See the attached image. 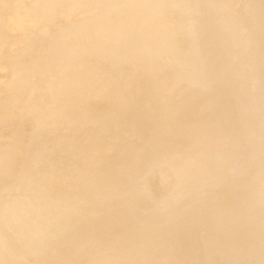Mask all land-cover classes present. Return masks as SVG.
Segmentation results:
<instances>
[{"label":"rangeland","instance_id":"1","mask_svg":"<svg viewBox=\"0 0 264 264\" xmlns=\"http://www.w3.org/2000/svg\"><path fill=\"white\" fill-rule=\"evenodd\" d=\"M10 1L0 0V4H2V6L0 5V120H3V123L0 125V136L9 126L19 127V129L12 132L4 143H0V177L6 175L5 171L11 174L4 185L0 186V217L9 220L5 222L6 224L4 223L2 225V228L0 227V264H64V253L73 245V242L83 236H86V243L83 245L84 248L83 252H81V258L83 259L86 255L92 256L96 261L95 264L112 263L119 256L129 257L125 261V264H205L207 262H209L207 264H212V261L216 264H264V231L262 233L263 236H260V238L258 237V231L261 228L264 229V225L259 226L264 221V193H261L264 185V104L260 105L261 102L259 104V101H264V26H262L264 25V8L257 10L254 3L256 0H220V2H218V0H182V5L178 4V6L177 4L175 5V3H180L181 0L179 2L177 0H175L176 2L172 0L174 4L173 7L171 6L166 10L160 11L158 9L162 0H124L125 5H123V7L120 6V8H124L125 11L128 13L131 12L136 17L134 18L135 20L124 24L123 29H129L132 30V32L136 31L135 33L138 34H136L135 39H131L132 41L128 39L124 41L119 38V42V39L116 40L114 37L115 40L108 39L107 43L106 40H103L106 38H102L105 34L101 36L97 35L102 33L98 32L99 28L98 30L94 29L96 26L94 24L97 23V20L94 18L100 11L101 13L105 11L109 12L106 8H108L107 6L112 0H104V2L99 0L102 6H98L93 13H90L88 6H79L81 3L86 5V3H88L87 0H54V2L52 0H49V2H45L44 0H30L31 2L29 0H24L23 2L25 3L29 1L31 6L30 9L27 8V15L21 17L15 16V12H13V8H15L16 3L18 4V1ZM38 1L41 3L40 5L37 4ZM140 1H142L143 4H141L142 2ZM44 2L49 4L45 5ZM65 2L70 3L66 4L68 6L65 7ZM185 2H188V4ZM25 3L23 4L25 5ZM43 6H47V8ZM53 7L54 9H52ZM57 7L60 8L56 11ZM62 7H70L72 12H74V17L72 16L74 19L71 20L72 23L70 20L66 21L62 19ZM147 7L151 9V12L149 10L148 13V10H146ZM86 8L87 11H85ZM140 8L143 10V13ZM177 8H181L179 10V12H181V18L182 14L185 15H183V20H187L185 22L186 27L188 21L190 23L195 21V25L198 24L197 26L194 25L195 28L197 27L196 30L198 31L195 33L192 31L193 34L191 33V35L195 34V40L199 41L201 39L199 41L200 43L202 41L204 42V40H208L209 42V44H207L208 42H202L203 45L206 44L203 46L199 42H195L194 38L191 36L195 44H191V47L187 44L185 48H187V50L189 49V52L201 48V51H195L197 53L199 52L198 56L200 58V55H202L201 57L204 56L202 51L207 50V48L209 49V47L205 48V46H213L214 50L210 48L211 51H213L212 53H215L214 56L212 55L213 58L210 56L212 54L210 49L209 52L211 54L208 52L207 55L204 56L206 59L211 57L212 60L209 58L210 60L208 61L209 63L212 61V63H205L207 61L206 59H203L205 61L202 62V59L200 58V60L198 58L201 62H199L200 64L196 63L198 67H194L196 64L193 61L198 62V59L194 60L196 59L194 58L196 53L194 57L193 55H189L192 59L194 58L192 60L194 65L190 63L191 58L190 62L184 58L185 60L183 61H185L187 70L176 71L172 67L174 60L173 58L171 59L172 55L167 59H162L161 56H163V53L172 51L169 48L170 41L168 40V34L175 29V26L174 24L171 25V21L168 20L171 19V9L174 11ZM6 9L8 10V14L6 13ZM80 9L82 10L79 12ZM215 9H219V13L214 11ZM88 11L89 13L86 15ZM4 12L6 14H4ZM44 13H46V17ZM77 13L81 16H78ZM81 13H83V16L86 15L87 21L85 18H83L84 20L82 19ZM36 14L38 16H35ZM105 14L107 15V13ZM6 15H9V17ZM144 16L149 20L144 22ZM152 17L156 23L153 21ZM51 19L53 20L50 21ZM164 20L166 26L164 25L162 27V25H157V21L162 22ZM14 21H18V23ZM74 21H78V23L76 24ZM50 23H52V25H50ZM81 23H83V25ZM90 23L91 25H89ZM218 23L224 24L223 29H226L227 33L220 31ZM58 24H60V26ZM259 24L262 25L259 26ZM125 25L128 27L125 28ZM189 25L191 26V24ZM37 26L41 28L39 29ZM75 26L78 27L74 28ZM242 26H245V28ZM189 28L191 27L187 29ZM72 29L76 30L73 31ZM81 30L85 31V33L86 30H88L86 33L88 37H84L86 36L84 32L79 33ZM157 30H159V32ZM94 31L97 32V34H94ZM67 36H70L69 38H71L72 41L71 39L68 41ZM203 36L204 38L208 36V38L203 39ZM77 37L79 39H77ZM92 38L93 40L95 39V44ZM87 39L91 41H87ZM78 40L81 41L78 42ZM101 40H103V42ZM224 40L228 41V45ZM112 41H116V43L114 44ZM80 42L83 43L80 44ZM118 42L121 43V47ZM137 42L141 44V46ZM98 43L100 45H98ZM101 43H103L102 47H100ZM107 44L112 46L115 50L120 48L116 50H120V54L117 52V55L114 50H110L113 48L109 47V49V45ZM143 44L144 46H142ZM220 44L222 47H219ZM127 45L129 47H127ZM145 45L147 47H145ZM91 46L94 47V49H92ZM124 46L127 47L125 50H128L129 54L125 50H122ZM200 46H203L205 50ZM141 47L143 48L141 49ZM96 48H98V50ZM130 48H134L133 52L136 50L137 54L136 52L133 53ZM83 49L86 50L84 54ZM108 49L109 53H107ZM101 50L104 51L102 52ZM217 50L218 53H216ZM121 51H125L129 56L125 52L122 54ZM138 51H144L149 57L143 56L144 52L138 54ZM153 52L154 54H152ZM64 53L66 54L65 56ZM72 53H76V56ZM90 53L92 55L91 57ZM184 53L185 52L182 54ZM95 54L99 55V57L101 55V58L103 57L102 59L104 60H100L101 58L99 59L98 56H96V58L99 60L96 59ZM110 54L112 56L116 55V58H113ZM176 54L177 56L179 55V53ZM45 55L50 56L46 57ZM120 55H125V57H119ZM117 56L119 61L122 60V62H124L127 60L128 62H124L125 65L122 66V62L115 61ZM156 56L158 57L156 58ZM129 57L131 60L134 59L136 63L134 60L133 62L130 61ZM135 57L136 59L139 57V61L136 60ZM215 57L217 59H215ZM72 58L75 59L72 60ZM111 58H113L112 60L115 61V63L118 62L119 64H117L119 66L114 65L115 63L111 61ZM141 58H143L142 61H140ZM79 59L81 61H79ZM93 59L96 61L94 62ZM145 59L147 61L150 59L149 63L145 61ZM187 59L189 58L187 57ZM224 59L226 62L222 63ZM61 61L64 62L62 63L64 66L59 68L56 64ZM86 61H88V64ZM108 61L111 62L109 63ZM81 62L82 64L80 66ZM97 62L100 66L101 64L103 65V67L101 66L102 69L98 66ZM65 63L68 64L65 65ZM85 63L87 65H85ZM145 63L148 66L152 63L148 70V66H144ZM164 63H166V65ZM204 63L207 64V66L211 65V68L215 65L216 67L220 65L217 67H220L217 70L219 71L218 74L216 73L217 71H215L217 74L215 78L212 79L210 76L213 74L212 76L214 77V71L211 73L210 70L212 69L209 67L208 69ZM201 64L205 65L208 69L206 70L207 73L205 72V67L202 68L203 65ZM68 65L71 67H68ZM199 65H201V68ZM76 66L77 69L75 68ZM82 66H84V68ZM104 66L106 72L103 70ZM107 66L114 68L117 72ZM139 67H141V69ZM145 67L146 69L144 71ZM196 67L197 69L203 70V73L201 74V70H198L200 73L197 72ZM106 68H109L110 71L108 72ZM128 68L130 69L128 70ZM31 69L33 73L32 78L36 80L27 79L26 75L24 81L17 84L16 81L20 79L18 73L31 72ZM50 70L54 77L51 75ZM42 71L44 73L42 74L43 76H41L42 78H38V73L41 74ZM84 71L87 74L83 73ZM112 71L113 73L114 71L117 73L116 76H120H117L116 81V77L112 74ZM127 71L130 75L133 71V76L131 75L129 77ZM120 72L121 75L118 74ZM98 73L102 74L101 77L103 76V78L106 79L101 78ZM204 73H206V76L209 74L210 78L207 76L208 80H205L206 77L204 76V84H201L203 83V78H199V74L203 76ZM109 74L111 76L113 75L114 79ZM79 75H82V81ZM88 75L91 76H89L90 78H92V76H96V79L100 78V82H96L94 77L91 81ZM122 76L125 77H123V80L121 79ZM110 78H112V80ZM137 78L139 80H137ZM85 79H87L88 83L85 82ZM107 79H110L109 81H112L115 85V89L109 90L107 88L109 92L106 88H101V86H103L102 83L105 85L109 82ZM125 79L127 80L125 81ZM66 80H68V82ZM93 80H95V84L92 85V82L94 83ZM120 81L125 82L120 84L122 83ZM166 81H168V83ZM198 81H200V85ZM130 82L133 83V86ZM138 82L140 84H138ZM178 82H180V84ZM96 83H100L101 85H97ZM145 84L146 87H144ZM167 84L168 86L165 87ZM94 85L97 90L94 89ZM134 85L137 87L136 91ZM91 87L93 89H91ZM123 87L125 95L121 91ZM141 87L142 90H138L141 89ZM73 88H78V93L73 94L74 98H65L62 92L68 89L74 93L76 90ZM151 88L155 89L153 90ZM118 89H121L120 92H118ZM170 89L172 91H170ZM128 90L132 91L128 93ZM106 91L108 93H106ZM148 91L149 93L146 94ZM240 91L245 93L244 96L241 95ZM103 93L109 97L104 96ZM223 93L225 94L222 95ZM158 94H160V96ZM137 96H140L138 98L140 100L137 99ZM174 96L176 97L174 98ZM126 99L130 100L126 101V103H129V110L122 111L119 115L118 113L114 114L116 110H111L123 104V101ZM152 100L153 102H151ZM91 101L92 104L89 105ZM143 101L145 103L142 105L141 103ZM45 102H47L46 104L50 102L48 106L51 108H47L46 110V107L43 105ZM246 102L249 107L244 104ZM254 104L255 106H253ZM95 106L101 111H111V113H109V115L102 113L105 114V116L101 114L99 115L101 117H98L97 115L92 117L93 120L90 122L88 121L87 124H82L81 119H86V117L82 116L80 110L82 109L81 112L91 111L96 108ZM104 106L105 108L108 107V110L105 109ZM168 106L170 108H168ZM31 107L35 108L32 110ZM150 107L151 109H149ZM156 107H160L161 109ZM134 108L135 110L133 111ZM136 108H138L137 111ZM164 108L165 110L163 111ZM171 110L172 112H170ZM143 111L146 114L149 113V117L151 114L154 115L153 118L152 116L149 118L148 115L146 116V114H144V118L146 116L145 119H150L148 121L152 119V123H146V125L149 123L146 129H144L145 127L143 124L142 126L137 123L127 124V122H131V119L135 118ZM152 111L157 113V115ZM161 112H163V114ZM48 113L53 115L56 114L53 118V123L58 124H56L58 129L60 127L62 128L49 134H44L43 137L33 135V131H39L40 127H36L35 124L30 123L36 122L39 119L41 120L44 118L45 114ZM178 113H181V115ZM68 114L69 116H75L76 114L78 118L76 120L73 118L74 121L72 122L70 116L68 118L69 121H67L66 115L68 116ZM183 114L188 116V118L186 117L185 120H180L183 119L181 118ZM129 117L131 119H129ZM236 117L238 119H236ZM64 119L70 122L65 125V128L63 125L66 121L65 123L61 121ZM235 120L238 124L235 123ZM186 121L188 122L186 123ZM195 121L197 123L199 121V123L196 124ZM59 122L63 123L62 126H60ZM205 123L206 125H204ZM151 124L153 125L152 127H150ZM195 126L196 129L194 128ZM173 127L175 128L173 129ZM189 127H193L189 129L192 135L187 132V128ZM198 127L200 128L197 129ZM129 128H131V131ZM143 129L146 130V134ZM193 129L194 133L192 132ZM150 130L153 131L151 132ZM181 132L183 134H181ZM89 133H96V135L89 139L91 136ZM152 135L154 138L157 135V137H159V140H156L155 144H153ZM148 137H150V139H147ZM67 139H73L74 145L77 144L78 147L82 144L85 145H82L83 148L80 147L79 149H77L78 147L75 145L76 147H73L76 149L72 148L69 152L65 151L63 146L59 147L56 151H50V144L65 141ZM165 139H168L171 145L167 144V142L164 141ZM243 139L245 141H243ZM194 140L197 142L195 143ZM260 140L262 146L260 145L259 147L257 146V142ZM192 141H194V143H192ZM97 142L105 147V152L96 150L97 146H95V143ZM158 142L161 145H159ZM60 143L61 142H59V144ZM239 147H241V149H239ZM204 148H208L206 152ZM168 149L169 151H167ZM172 149L173 151H171ZM114 151H117L118 156L116 158H110L109 155ZM145 151L146 153H144ZM129 157L132 158L128 159ZM20 158L24 159L19 163ZM125 158H127V160ZM131 159L133 161H131ZM239 159L243 160V165H237ZM123 162H128V166ZM129 163L130 166L132 164L131 168H126L124 170L125 167H130ZM176 168L178 172L175 171ZM239 168H243L246 171L243 177H238L237 175ZM206 190L212 191H208L209 194L211 193V197H208L210 196L208 193H206L208 196L205 194V192H207ZM213 191L215 193L219 191V196L217 195V197H215ZM253 194L257 195V200H255L254 196H251ZM204 195H206V197ZM73 198L75 204H81L83 201H91L88 208L74 214L76 217H70L68 213L66 214L67 205ZM46 199L48 203H45L47 201ZM203 203L205 205H202L203 207L200 210H204V208H206V210L202 211L201 214H197V211H195L196 205H201ZM258 208L262 209V218L257 217L256 210ZM64 214L66 216H64ZM75 221L76 223L79 221L85 222L83 225H77V228L70 232L71 227H76V225H74ZM56 226L60 227L55 229ZM229 229V232L233 231L231 232L232 234L227 231ZM226 231L232 237L230 235L228 236L227 233L224 234V237L222 233ZM234 231L235 234L239 233V235L236 234L239 236L237 240H235L236 235H233ZM56 233H63L65 235V241L51 252L48 260L44 258L31 259L24 256V252L27 248L40 242L42 244H38L37 246L43 247V243H47L51 239H54ZM201 235L207 236L208 238L207 242L204 246L202 245V247L200 243ZM227 236L230 237V239L232 238L231 241L229 240L228 242L226 239ZM221 237L224 239L223 242ZM110 239L114 240V247L112 250H108V253L95 247L97 242ZM219 239L221 241L218 243ZM232 240L236 242L234 243ZM220 242H222L220 247L216 246L218 249L221 248L224 243L227 245L226 242H228V244L231 242L230 244L233 245L234 243L235 245L232 248L230 244L225 246L226 248L230 246V248H228L229 250L226 252L223 251L225 248L223 246L219 249L220 252H223L219 254L217 253L219 252L218 249L214 252L213 249L215 248H213V246L215 247V245L220 244ZM198 247H201V249ZM210 248H213L212 252ZM210 253L217 254H211L210 256ZM219 256L220 258H217ZM216 259H219V263H217L218 260Z\"/></svg>","mask_w":264,"mask_h":264},{"label":"bare ground","instance_id":"2","mask_svg":"<svg viewBox=\"0 0 264 264\" xmlns=\"http://www.w3.org/2000/svg\"><path fill=\"white\" fill-rule=\"evenodd\" d=\"M7 2H8V0H6ZM10 1V0H9ZM15 1V0H14ZM18 1V4L16 3V5H15V8H13V12H15V16H24V15H27V8L28 9H30V6H31V3H29V1H27V3H25V2H23L24 0H17ZM26 1V0H25ZM32 1V0H31ZM30 1V2H31ZM41 1V0H40ZM45 2L46 1H48L49 2V0H44ZM53 2H54V0H52ZM55 1H57V0H55ZM67 1V0H66ZM73 1V0H72ZM82 1V0H81ZM84 1V0H83ZM88 1V3H86V5H83L80 1V3H81V5H79V6H88V10L90 11V13L92 12L93 13V11H95L96 10V8H98V6H102V5H100L101 4V2H104V0H102L101 2L99 1V0H87ZM107 1V0H106ZM109 1V0H108ZM129 1V0H128ZM143 1V0H142ZM142 1H140V2H142ZM174 2H176L175 0H173ZM172 0H162V2H160V6H159V9L158 10H160V11H163V10H166L168 7H173L174 6V4L172 3L173 2ZM178 2L180 1V0H177ZM222 1V0H221ZM10 2H12V0L10 1ZM34 2V1H33ZM44 2V3H45ZM71 2V1H70ZM70 2H65V7L66 6H68V5H66V4H68V3H70ZM78 2V1H77ZM145 2V1H144ZM183 1L181 0V2L180 3H175V5L177 4V6H178V4H181ZM218 2H220V0H218ZM23 3H25V5L23 4ZM63 3V2H62ZM72 3V2H71ZM106 3V2H105ZM127 3V2H126ZM134 3H136V2H134ZM150 3V2H149ZM155 3V2H154ZM186 3V2H185ZM254 3H255V8L258 10V9H262V8H264V0H256V1H254ZM6 4V3H5ZM10 4V3H9ZM33 4V3H32ZM35 4H36V1H35ZM35 4H34V6H35ZM37 4H41V3H39V1H38V3ZM42 4H43V2H42ZM49 3H45V5H48ZM51 4V3H50ZM79 4V3H78ZM88 4V5H87ZM141 4H143V2L141 3ZM186 4H188V2L186 3ZM1 6H2V4H0ZM58 5V4H57ZM70 5V4H69ZM123 5H125V2H124V0H112L111 1V3L107 6L108 8H106V6H105V8L106 9H108L109 10V12H107V11H105L104 12V10H103V12L104 13H101V11H100V13L94 18L95 20H97L96 22L97 23H95L94 25H96L95 27H94V29H96V30H98V28H99V33L101 32L102 34H97V32H95L94 31V34L96 33L98 36H101V35H103V34H105V35H103V37L102 38H106V39H103V40H106L107 41V43H108V39H114L115 40V38H116V40H118L119 38L120 39H123L124 41H126V39H128V40H131V39H135L136 38V34H138V33H135V32H132V30H127V29H123L124 28V24H126V23H128V22H130V21H132V20H135L134 18L136 17V16H134L131 12L130 13H128L127 11H125L124 10V8L123 9H121L120 8V6H122L123 7ZM137 5V4H136ZM182 5V4H181ZM180 5V6H181ZM33 6V7H34ZM59 6V5H58ZM61 6H63V5H61ZM72 6H74V5H72ZM79 6H76V7H79ZM104 6V5H103ZM130 6V5H129ZM132 6H133V4H132ZM150 6V5H149ZM177 6H175V7H177ZM11 7V6H10ZM10 7H9V9H10ZM36 7V6H35ZM44 8H47V6H43ZM135 7V6H134ZM133 7V8H134ZM144 7V6H143ZM155 7V6H154ZM184 7V6H183ZM3 8V7H2ZM60 7H57L56 8V11L59 9ZM69 9H70V7H68ZM68 8H63L62 7V9H61V17H62V19L63 20H66V21H68V20H73L74 18H72V16L74 15V12H72V10L70 9H68ZM74 8V7H73ZM79 8H81V7H79ZM189 8V7H188ZM4 9V8H3ZM49 9V8H48ZM52 9H54V7L52 8ZM77 9V8H76ZM141 9V8H140ZM174 9V8H173ZM181 9V8H180ZM179 8H177V9H175L174 11L171 9V11L170 12H172V15L170 16V20H168V21H171V25L172 24H174V26H175V29H173V31H171V32H169V34H168V40L170 41V43H169V48L172 50L171 52L170 51H167V52H165V53H163V56H161L162 57V59L163 58H169L170 57V55H172V57H171V59L173 58L174 60H173V68L176 70V71H180V70H187L186 69V64H185V61H183V60H187V61H189L190 62V58H191V62L190 63H192L193 64V62L196 64H198L199 62H201V61H199V59L201 58L202 59V62H204L205 60H203V59H206V58H204V56L205 55H207V53L209 52V49L211 48V49H213V46H205V48H207V47H209V49L207 48V50H205V48H203V46L204 45H206V44H204L203 45V43H205V42H208V40H204V42L202 43H200L199 41L201 40H199V41H197V40H195V38H194V36H195V34L194 35H191V33H192V31L195 33V32H197L198 30H196V28H195V26H197V25H195V21H193V22H187V27H186V24H185V22L187 21V20H183V17L185 16L184 14H182V18H181V12H179V10H180ZM7 10V9H6ZM39 10V9H38ZM75 10V9H74ZM82 9H80L79 10V12L81 11ZM85 10V9H84ZM83 10V11H84ZM101 10V9H100ZM129 10V9H128ZM136 10V9H135ZM142 10V9H141ZM146 10H148V13H149V10H150V12H151V9H149L148 7H147V9ZM145 10V11H146ZM1 11H2V9H1ZM9 11H11V10H9ZM34 11H36V10H34ZM41 11V10H40ZM55 11V10H54ZM53 11V12H54ZM82 11V12H83ZM85 11H87V8H86V10ZM89 11L86 13V15L89 13ZM177 11V12H176ZM184 11V10H183ZM187 11H189V10H187ZM214 11H216L217 13H219V9H215ZM13 12H12V14H13ZM39 12V11H38ZM44 12H45V9H44ZM52 12V13H53ZM134 12V11H133ZM158 12V11H157ZM215 12V13H216ZM3 13V12H2ZM6 13L8 14V10L6 11ZM5 12H4V14H6ZM10 13V12H9ZM105 13H107V15L105 14ZM142 13H143V10H142ZM184 13H185V11H184ZM188 13V12H187ZM33 14V13H32ZM39 14V13H38ZM40 14H41V12H40ZM45 14V17L47 16L46 15V13H44ZM75 14H76V11H75ZM78 14V13H77ZM82 14V19L83 18H85V20L87 21V19H86V15H84L83 16V13H81ZM84 14H85V12H84ZM97 14V13H96ZM152 14H154V13H152ZM80 14H78V16H79ZM90 15H93V14H90ZM136 15V14H135ZM148 15H150V14H148ZM184 15V16H183ZM6 16H8L9 17V15H6ZM13 16V15H12ZM29 16V15H28ZM35 16H38L37 14L35 15ZM52 16H54V15H52ZM81 16V15H80ZM7 17V18H8ZM32 17H34V16H32ZM74 17V16H73ZM88 17V16H87ZM145 18L143 19V21L144 22H146V20H149L148 18H146V16H144ZM150 17V16H149ZM27 18V17H26ZM78 18V17H77ZM151 18V17H150ZM153 18V17H152ZM181 18V19H180ZM23 19V18H22ZM55 19V18H54ZM79 19V18H78ZM17 20V19H16ZM42 20V19H41ZM53 19H51L50 21H52ZM81 20V19H80ZM84 20V19H83ZM89 20V19H88ZM195 20V19H194ZM8 22H10L9 20H7ZM11 21H12V19H11ZM49 21V20H48ZM153 21H155L154 20V18H153ZM167 21V22H168ZM13 22V21H12ZM15 22V21H14ZM17 23H18V21H16ZM15 22V23H16ZM20 22V21H19ZM57 22V21H56ZM75 22V21H74ZM91 22V21H90ZM151 22V21H150ZM238 22H240V21H238ZM242 22V21H241ZM27 23V22H26ZM41 23V22H40ZM44 23V22H43ZM48 23V22H47ZM71 23H72V21H71ZM76 24L78 23V21L77 22H75ZM84 23V22H83ZM83 23H81L82 25H83ZM155 23H156V21H155ZM169 23V22H168ZM2 24V23H1ZM12 24V23H11ZM37 24V23H36ZM55 24V23H54ZM75 24V25H76ZM79 24H80V22H79ZM86 24V23H85ZM87 24H88V22H87ZM131 24V23H130ZM138 24H139V22H138ZM170 24V23H169ZM189 24H191V26L189 25ZM240 24V23H239ZM264 24V23H263ZM6 25H7V23H6ZM21 25V24H20ZM23 25V24H22ZM28 25V24H27ZM50 25H52V23H50ZM56 25V24H55ZM59 26H60V24H58ZM68 25V24H67ZM89 25H91V23L89 24ZM146 25V24H145ZM157 25H162V27L165 25L166 26V24H165V20L164 21H162V22H159V21H157ZM195 25V26H194ZM241 25V24H240ZM260 25H262V24H259V26ZM4 26H5V24H4ZM15 26V25H14ZM74 26V25H73ZM81 26V25H80ZM84 26H86V25H84ZM93 26V25H92ZM132 26V25H131ZM139 26H140V24H139ZM218 26H219V29H220V31L221 32H225V33H227L226 32V29L224 30L223 29V27H224V24H220V23H218ZM262 26H264V25H262ZM19 27H22V26H19ZM35 27V26H34ZM39 26H37V28H38ZM58 27V26H57ZM62 27H63V25H62ZM76 27H78V26H75L74 28H76ZM90 27V26H89ZM128 27V26H127ZM126 27V25H125V28H127ZM157 27V26H156ZM161 27V26H160ZM188 27H191V28H189V29H187ZM243 28H245V26H242ZM0 28H1V25H0ZM5 28H6V26H5ZM12 28V27H11ZM11 28H10V30H11ZM14 28V27H13ZM41 27H39V29H40ZM73 28V27H72ZM85 28V27H84ZM92 28V27H91ZM131 28V27H130ZM141 28H142V26H141ZM195 28V29H194ZM7 29V28H6ZM52 29V28H51ZM54 29H55V27H54ZM62 29V28H61ZM68 29V28H67ZM82 29V28H81ZM89 29V28H88ZM143 29V28H142ZM145 29V28H144ZM157 29V28H156ZM165 29V28H164ZM9 30V31H10ZM14 30V29H13ZM38 30V29H37ZM47 30V29H46ZM73 30V29H72ZM76 30V29H75ZM75 30H73V31H75ZM78 30V29H77ZM84 30V29H83ZM152 30V29H151ZM190 30H191V32H190ZM1 31V30H0ZM3 31H4V29H3ZM12 31V30H11ZM43 31H44V28H43ZM42 31V32H43ZM53 31V30H52ZM55 31V30H54ZM56 31H57V29H56ZM71 31V30H70ZM87 31L88 30H86V33H87ZM147 31V30H146ZM158 32H159V30H157ZM14 32V31H13ZM46 32V31H45ZM68 32V31H67ZM84 32V34L86 35V33H85V31H80L79 33H83ZM106 32H107V34H108V36H107V34H106ZM141 32L143 33V31L141 30ZM4 33V32H3ZM47 33H48V31H47ZM59 33V32H58ZM60 33H62V32H60ZM70 33V32H69ZM72 33V32H71ZM77 33V32H76ZM141 33V34H142ZM146 33V32H145ZM40 34V33H39ZM52 34V33H51ZM53 34H55V33H53ZM89 34H91V33H89ZM93 34V35H94ZM193 34V33H192ZM198 34V33H197ZM196 34V35H197ZM0 35H1V33H0ZM63 35V34H62ZM73 35H74V32H73ZM77 35V34H76ZM78 35H80V34H78ZM71 36V35H70ZM70 36H67V38H68V41L71 39V38H69ZM83 36V35H82ZM96 36V35H95ZM138 36V35H137ZM194 38V41L196 42H199L201 45H203V46H200V47H202L205 51H202L203 52V57H201L202 55H200V58H199V56H198V53L197 52H195V51H201L200 49L201 48H199L198 50H195V51H192L191 49V51L189 52V49L187 50V48H185V46L188 44L190 47H191V44L193 45V43L195 44V42L192 40V37ZM198 36V35H197ZM34 37H36V36H34ZM72 37V36H71ZM76 37V36H75ZM74 37V38H75ZM78 37H80V36H78ZM77 37V39H79ZM84 37H88V35H86V36H84ZM115 37V38H114ZM140 37V36H139ZM145 37V36H144ZM153 37V36H152ZM159 37V36H158ZM161 37V36H160ZM196 37V36H195ZM211 37H212V35H211ZM73 38V40L75 41V39ZM82 38V37H81ZM95 38V37H94ZM203 39H207L208 38V36H207V38L205 37L204 38V36L202 37ZM48 39V38H47ZM56 39H57V36H56ZM84 39V38H83ZM120 39H119V42H120ZM145 39H146V37H145ZM151 39V38H150ZM153 39H154V37H153ZM202 39V40H203ZM92 40H93V38H92ZM98 40V39H97ZM99 40H100V38H99ZM103 40H101L102 42H103ZM138 40V39H137ZM142 40H144V39H142ZM147 40H148V38H147ZM158 40V39H157ZM40 41V40H39ZM67 41V40H66ZM71 41H72V39H71ZM79 41H81V40H78V42ZM83 41V40H82ZM87 41H91V40H88L87 39ZM94 41V44H95V39L93 40ZM132 41V40H131ZM130 41V42H131ZM149 41V40H148ZM76 43H77V41H75ZM86 42V41H85ZM85 42H84V44H85ZM113 42V41H112ZM118 42V44L120 45L121 43H119ZM224 42H227V45H228V41L227 40H224ZM45 43V42H44ZM71 43V42H70ZM81 43H83V42H80V44ZM89 43H91V42H89ZM96 43H97V41H96ZM114 44L116 43V41L115 42H113ZM129 43V42H128ZM138 43V42H137ZM156 43V42H155ZM13 44V43H12ZM46 44V43H45ZM73 44H74V42H73ZM72 44V45H73ZM87 44V43H86ZM105 44V43H104ZM134 44V43H133ZM139 44V43H138ZM150 44V43H149ZM162 44V43H161ZM207 44H209V42L207 43ZM47 45V44H46ZM45 45V46H46ZM69 45V44H68ZM98 45H100L99 43H98ZM97 45V46H98ZM102 45H103V43H101V46L100 47H102ZM107 45H109V44H107ZM110 45H111V43H110ZM108 46V48L109 47H112V46ZM118 45V46H119ZM126 45V44H125ZM132 45V44H131ZM130 45V46H131ZM140 46H141V44H139ZM45 46H43V47H45ZM76 46V45H75ZM88 46V45H87ZM87 46H86V48H87ZM92 46H93V44H92ZM91 46V47H92ZM106 46V45H105ZM105 46H104V49H105ZM117 46V45H116ZM133 46V45H132ZM142 46H144V44L142 45ZM196 46V45H195ZM230 46V45H229ZM50 47V46H49ZM68 47V46H67ZM66 47V48H67ZM79 47V46H78ZM120 47H121V45H120ZM123 47V46H122ZM127 47H129L128 45H127ZM127 47H125L124 46V48H122V50H125ZM145 47H147L146 45H145ZM152 47H153V44H152ZM188 47V46H187ZM218 47V46H217ZM216 47V48H217ZM219 47H222L221 46V44L219 45ZM11 48V47H10ZM38 48H40V47H38ZM64 48V47H63ZM74 48H76V47H74ZM81 48V47H80ZM113 48V47H112ZM116 48V47H115ZM138 48V47H137ZM136 48V49H137ZM143 47H141V49H142ZM155 48V47H154ZM196 48V47H195ZM214 48H215V45H214ZM50 49V48H49ZM52 49V48H51ZM85 49V48H84ZM83 49V54H84V51H86V50H84ZM88 49V48H87ZM92 49H94V47H92ZM91 49V50H92ZM97 50H98V48H96ZM99 49H101V48H99ZM107 49V48H106ZM110 49V48H109ZM109 49L107 50V53H109L108 51H109ZM117 49H120V48H117ZM116 49V50H117ZM130 49H132V48H130ZM129 49V50H130ZM146 49V48H145ZM144 49V50H145ZM152 49V48H151ZM183 49V50H182ZM184 49H186V50H184ZM197 49V48H196ZM211 49H210V51H211ZM223 49V48H222ZM73 50V49H72ZM72 50H71V52H72ZM110 50H114V52H119V54H120V50H118V51H116L114 48L113 49H110ZM133 50H134V48L132 49V52H133ZM138 50V49H137ZM158 50V49H157ZM214 50V49H213ZM8 51H9V48H8ZM96 51V50H95ZM102 51V50H101ZM104 51V50H103ZM102 51V52H103ZM126 52H128V50H125ZM124 51V52H125ZM162 51V50H161ZM69 52V51H68ZM75 52V51H74ZM79 52V51H78ZM99 52V51H98ZM97 52V53H98ZM110 52H112V51H110ZM113 52V53H114ZM124 52H122L121 51V53L123 54ZM125 52V53H126ZM131 52V51H130ZM135 52H136V50H135ZM135 52H133V53H135ZM139 52V51H138ZM142 52H144V51H142ZM142 52H139L138 54H141ZM145 52H146V50H145ZM145 52L143 53L144 55L143 56H148V54H145ZM149 52H150V50H149ZM152 52V51H151ZM183 52H185L184 54H182ZM194 52V53H193ZM202 52H201V54H202ZM205 52V53H204ZM213 51H211V53H212ZM48 53V52H47ZM46 53V54H47ZM52 53V52H51ZM80 53V52H79ZM87 53V52H86ZM115 53V54H116ZM167 53H169V54H167ZM176 53H179V55L177 56V54ZM193 53V54H192ZM197 53V54H196ZM210 53V52H209ZM210 53V54H211ZM216 53H218V50H217V52ZM41 54V53H40ZM45 54V53H44ZM72 54H74V53H72ZM82 54V53H81ZM88 54V53H87ZM101 54V53H100ZM105 54V53H104ZM127 54V53H126ZM128 54H129V52H128ZM127 54V55H128ZM132 54V53H131ZM136 54H137V52H136ZM152 54H154V52L152 53ZM165 54V55H164ZM195 54H196V56H195ZM215 54V53H214ZM214 54L212 53L210 56L212 57V55L214 56ZM66 54L64 53V56H65ZM75 56H76V53L74 54ZM117 55H118V53H117ZM132 55H135V54H132ZM160 55V54H159ZM188 55V56H187ZM189 55L191 56V55H193V57L194 58H196V59H194V60H197L198 58V62H195V61H193L192 62V57H189ZM46 57H48V56H50V55H45ZM73 56V55H72ZM85 56V55H84ZM92 55H91V53H90V57H91ZM96 56H98V58L100 59L101 58V55H100V57H99V55H96L95 54V58H96ZM105 56H106V54H105ZM108 56V55H107ZM110 56H112L111 54H110ZM116 55H113L112 57L114 58ZM129 56V55H128ZM131 56V55H130ZM138 56V55H137ZM136 56V57H137ZM45 57V58H46ZM71 57V56H70ZM74 57V56H73ZM82 57V56H81ZM89 57V58H90ZM119 57H125V55L124 56H122V55H120ZM136 57H135V59H136ZM141 57V56H140ZM149 57V56H148ZM151 57V56H150ZM155 57V56H154ZM158 56H156V58H157ZM187 57L189 58V59H187ZM208 57V56H207ZM211 57H208V59H206L207 61L205 62V63H208V64H210V63H212V61H210V63H209V61L208 60H212V58ZM43 58V57H42ZM63 58V57H62ZM66 58V57H65ZM64 58V59H65ZM86 58V57H85ZM98 58H96V59H98ZM103 58V57H102ZM100 59V60H104V59ZM105 58V57H104ZM110 58V57H109ZM109 58H108V60H109ZM113 58H111V61H113L112 59ZM116 58V57H115ZM121 58V59H122ZM133 58V57H132ZM185 58V59H184ZM210 58V59H209ZM73 59H75V58H72V60ZM88 59V58H87ZM98 59V60H99ZM105 59H107V58H105ZM142 59L143 58H141V60L140 61H142ZM155 59V58H154ZM200 59V60H201ZM215 59H217L216 57H215ZM67 60V59H66ZM70 60V59H69ZM94 60V59H93ZM129 60L130 61H132L133 62V60H131V58L129 57ZM136 60H138L139 61V57L136 59ZM180 60H182V61H180ZM71 61V60H70ZM79 61H81L80 59H79ZM96 60H94V62H95ZM106 61V60H105ZM110 61V62H111ZM115 61H119V59H118V56H117V59H115ZM115 61H113L114 63H115ZM127 61V60H126ZM126 61H124L125 63H126ZM135 61V60H134ZM137 61V62H138ZM145 61H147L146 59H145ZM149 61H150V59L147 61L148 63H149ZM156 61V60H155ZM154 61V62H155ZM186 61V62H187ZM215 61V60H214ZM72 62V61H71ZM84 62V61H83ZM87 62V64H88V61H86ZM99 62V61H98ZM97 62V63H98ZM102 62V61H101ZM107 62V61H106ZM109 62V61H108ZM109 62V63H110ZM112 62V63H113ZM119 62H122V60L121 61H119ZM124 62H122V66L123 65H125L124 64ZM128 62V61H127ZM153 62V61H152ZM158 62V61H157ZM164 62V61H163ZM217 62V61H216ZM226 62V60L224 59V60H222V63H225ZM62 63H64V62H57V66H59V68L60 67H62V66H64V64H62ZM91 63V62H90ZM104 63V62H103ZM113 63V64H114ZM118 63V62H117ZM117 63H115L114 65H118ZM135 63H136V61H135ZM141 63V62H140ZM139 63V64H140ZM142 63H144V62H142ZM204 63V64H205ZM213 63H215V62H213ZM68 63H65V65H67ZM76 64V63H75ZM81 64H82V62L80 63V66H81ZM86 63H85V65H87ZM93 64V63H92ZM106 64V63H105ZM131 64V63H130ZM150 64H152V63H150ZM150 64H149V66L145 63V65L144 66H148V68H147V70L149 69V67H151L150 66ZM157 64V63H156ZM165 65H166V63H164ZM169 64V63H168ZM192 64H190V65H192ZM197 64L196 65H194V67L195 66H197ZM200 64V63H199ZM217 64H219V63H217ZM50 65V64H49ZM55 65V64H54ZM70 65V64H69ZM68 65V67H71V66H69ZM73 65V64H72ZM77 65V64H76ZM89 65H91V64H89ZM129 65V64H128ZM138 65V64H137ZM164 65V66H165ZM192 65V66H193ZM201 65H203V64H201ZM201 65H199V67L201 68ZM206 66H207V64H205ZM205 65H203L202 66V68H204L205 67ZM215 65V64H214ZM213 65V66H214ZM220 65H221V62H220ZM220 65H218V66H220ZM80 66H79V68H80ZM95 66V65H94ZM93 66V67H94ZM98 66H100V64L98 63ZM101 66L103 67V65L101 64ZM100 66V67H101ZM111 66V65H110ZM110 66H107V67H110ZM119 66V65H118ZM122 66H121V70H122ZM139 66V65H138ZM146 66V67H147ZM217 66V67H218ZM222 66V65H221ZM44 67V66H43ZM67 67V66H66ZM73 67H74V65H73ZM72 67V68H73ZM83 68H84V66H82ZM87 67V66H86ZM89 67V66H88ZM102 67H101V69H102ZM112 67H113V65H112ZM112 67H110V69L112 68ZM133 67V66H132ZM137 67V66H136ZM135 67V68H136ZM142 67H143V65H142ZM146 67L144 68V71H145V69H146ZM159 67V66H158ZM157 67V68H158ZM194 67H193V69H194ZM198 67V66H197ZM197 67H196V70H197V72H199L200 73V71H198V70H201V69H197ZM211 68L212 66L211 65H208L207 66V68ZM216 67V65L213 67V68H211L212 70H210L211 71V73H212V71H214L213 73H214V77L212 76L213 74H211L210 76L212 77V79L213 78H215L216 76H217V74H218V72L219 71H217L219 68H217ZM32 68H34V67H32ZM53 68V67H52ZM71 68V69H72ZM76 69H77V66L75 67ZM75 68H73V69H75ZM116 68V67H115ZM118 68H120V67H118ZM140 69H141V67H139ZM206 67L204 68L205 69V72H206V70H208ZM217 68V69H216ZM45 69V68H44ZM47 69H48V67H47ZM51 69V68H50ZM95 69V68H94ZM94 69H93V71H94ZM97 69H98V67H97ZM100 69V68H99ZM107 69V68H106ZM114 68H112V70H113ZM130 68H128V70H129ZM154 69V68H153ZM34 70V69H33ZM49 70V69H48ZM47 70V71H48ZM57 70H58V68H57ZM61 70V69H60ZM88 70V69H87ZM103 70H105V66H104V68H103ZM102 70V71H103ZM108 70V72L110 71L109 70V68L107 69ZM115 70V69H114ZM121 70H118V71H121ZM133 70V69H132ZM147 70H146V72H147ZM81 71V70H80ZM96 71H99V70H96ZM95 71V72H96ZM116 71V70H115ZM115 71H114V73H113V71H112V74L113 75H115V81H116V79H117V76H116V74L117 73H115ZM125 71V70H124ZM131 71V70H130ZM154 71V70H153ZM157 71V70H156ZM160 71V70H159ZM194 71V70H193ZM203 70H201V74L203 73L202 72ZM215 71H217L216 73H215ZM20 72V71H19ZM45 72V71H44ZM50 72H51V70H50ZM55 72H56V70H55ZM78 72H79V70H78ZM94 72V73H95ZM104 72H106V70L104 71ZM103 72V73H104ZM117 72V71H116ZM122 72V71H121ZM121 72L120 73H118V74H120L121 75ZM128 72V71H127ZM145 72V73H146ZM162 72V71H161ZM195 72V71H194ZM197 72H195V73H197ZM74 73H75V71H74ZM77 73V72H76ZM83 73H86L85 71L83 72ZM90 73V72H89ZM93 73V74H94ZM122 73H124L125 75L127 74V73H125V72H122ZM129 73V72H128ZM132 73H134L133 71L131 72V75H132ZM149 73V72H148ZM158 73V72H157ZM207 73V72H206ZM206 73H204V75L202 76L201 74H199L200 76H199V78H203L204 76L206 77V79L205 80H208L207 79V76H209V74H207V76H206ZM32 69H31V72L30 71H28V72H20V73H18V76H19V80H17L16 82H17V84L18 83H20L21 81H24V79H25V76L27 75V79H29L30 78V80H36V79H34V78H32L33 76H32ZM42 74H44L43 73V71H42V73L40 74V73H38V78L40 77V78H42L41 76H43ZM49 74V73H48ZM80 74V73H79ZM87 74V73H86ZM100 73H98V75H99ZM107 74V73H106ZM163 74V73H162ZM176 74H177V72H176ZM51 75H53L52 74V72H51ZM85 75V74H84ZM95 75V74H94ZM101 75L102 74H100L99 76L101 77ZM110 75V74H109ZM113 75L111 76V77H113ZM128 75V74H127ZM130 75V73H129V77L131 76ZM135 75H136V73H135ZM152 75V74H151ZM168 75V74H167ZM191 75V74H190ZM198 75V74H197ZM216 75V76H215ZM78 76V75H77ZM90 75H88V77H89ZM99 76H98V78H99ZM109 76V77H110ZM133 76V75H132ZM144 76H145V74H144ZM179 76V75H178ZM210 76H209V78H210ZM251 76V75H250ZM53 77H54V75H53ZM79 77H80V79L82 78V75L80 76L79 75ZM84 77V76H83ZM86 77V76H85ZM88 77H87V79H88ZM91 77V76H90ZM89 77V78H90ZM94 76H92V78H93ZM104 77H106V76H104ZM118 77H120V76H118ZM123 77L124 76H122V80H123ZM152 77V76H151ZM204 77V78H205ZM69 78V77H68ZM92 78H90L91 79V81H92ZM97 77L95 76L94 77V79H96ZM101 78H103V76L101 77ZM108 78V77H107ZM125 78V77H124ZM126 78H127V76H126ZM135 78H136V76H135ZM162 78V77H161ZM168 78V77H167ZM204 78H203V83H201V84H204ZM71 79H72V77H71ZM75 79V78H74ZM84 79V78H83ZM87 79H85L84 81L86 82V83H88L87 82ZM100 79V78H99ZM99 79H96V82L98 81V82H100V80ZM103 79H106V78H103ZM111 80H112V78H110ZM110 79H107L108 81L110 80ZM113 79H114V77H113ZM133 79V78H132ZM147 79H149V78H147ZM163 79V78H162ZM166 79V78H165ZM79 80V79H78ZM77 80V81H78ZM127 79H125V81H126ZM137 80H139L138 78H137ZM137 80H136V82H137ZM143 80V79H142ZM159 80V79H158ZM170 80H172V79H170ZM181 80V79H180ZM200 80V79H199ZM62 81V80H61ZM67 82H68V80H66ZM81 81H82V79H81ZM83 81V82H84ZM94 81V83L92 82V85L93 84H95V80H93ZM125 81H123V82H125ZM132 81V80H131ZM145 81V80H144ZM153 81H154V79H153ZM71 82L73 83V81L71 80ZM79 82V81H78ZM84 82V83H85ZM89 82H90V80H89ZM102 82V81H101ZM120 82H122V81H120ZM123 82L122 83H120V84H123ZM165 82V81H164ZM167 83H168V81H166ZM181 82V81H180ZM180 82H178L179 84H180ZM199 82V85H200V81H198ZM210 82V81H209ZM71 83V84H72ZM106 83V82H105ZM127 83V82H126ZM131 83V82H130ZM145 83V82H144ZM146 83H148V82H146ZM155 83V82H154ZM184 83V82H183ZM67 84V83H66ZM75 84V83H74ZM80 84V83H79ZM82 84V83H81ZM97 85H99L98 83H96ZM116 84V83H115ZM125 84V83H124ZM132 84V86H133V83H131ZM131 84H130V86H131ZM134 84H135V81H134ZM138 84H140L139 82H138ZM160 84V83H159ZM173 84H175V83H173ZM85 85V84H84ZM90 85V84H89ZM92 85H90V86H92ZM101 85V84H100ZM102 85L103 86H101V88H106V90L109 92V90H111V89H113L114 88V84L112 83V81H109L108 83H106L105 85H104V83H102ZM137 85V84H136ZM142 85V84H141ZM148 85V84H147ZM150 85V84H149ZM186 85V84H185ZM211 85V84H210ZM64 86H65V84H64ZM76 86H77V84H76ZM75 86V87H76ZM86 86V85H85ZM95 86V85H94ZM121 86V85H120ZM125 86H127V85H125ZM153 86V85H152ZM151 86V87H152ZM168 86V84L165 86V87H167ZM70 87V86H69ZM73 87V86H72ZM134 87H135V91L137 90L136 88V86L134 85ZM144 87H146V84L144 85ZM172 87V86H171ZM85 88V87H84ZM86 88H89V87H86ZM109 90H108V89ZM121 88V87H120ZM133 88V87H132ZM211 88V87H210ZM74 89V88H73ZM78 89V88H77ZM77 89H74V90H76V91H74V93H72L71 91H69L68 89L66 90L65 89V91L64 92H62V94L64 95V97L65 98H72L73 97V94H77L78 93V91L79 90H77ZM91 89H93L92 87H91ZM94 89H96V86H95V88ZM115 89V88H114ZM116 89H117V86H116ZM151 89H153V88H151ZM155 89V88H154ZM153 89V90H154ZM56 90V89H55ZM54 90V91H55ZM97 90V89H96ZM100 90H102V89H100ZM104 90V89H103ZM120 90L121 89H118V92H120ZM126 90V89H125ZM132 90H134V89H132ZM131 90V91H132ZM138 90H142V87H141V89H138ZM177 90V89H176ZM175 90V91H176ZM85 91V90H84ZM106 91V93H108ZM114 91V90H113ZM117 91V90H116ZM122 92L124 91V87H123V90H121ZM129 91V90H128ZM131 91H129L128 93H130ZM143 91L145 92V90H144V88H143ZM161 91V90H160ZM170 91H172L171 89H170ZM191 91H193V90H191ZM247 91V90H246ZM104 92H105V90H104ZM127 92V91H126ZM155 92V91H154ZM164 92V91H163ZM163 92H161V93H163ZM197 92V91H196ZM125 92H123V94H124ZM149 93V91L146 93V94H148ZM159 93V92H158ZM165 93V92H164ZM240 93H241V95H243L244 96V92L243 91H240ZM104 94V93H103ZM121 94V93H120ZM138 94H139V91H138ZM154 94V93H153ZM153 94H152V96H153ZM225 93H223L222 95H224ZM61 95V94H60ZM122 95V94H121ZM120 95V96H121ZM125 95V94H124ZM129 95V94H128ZM134 95H136V94H134ZM159 96H160V94H158ZM170 95V94H169ZM53 96V95H52ZM97 96V95H96ZM104 96H108V95H105L104 94ZM119 96V97H120ZM123 96V95H122ZM143 96H144V94H143ZM147 96V95H146ZM157 96V95H156ZM180 96V95H179ZM109 97V96H108ZM129 97V96H128ZM140 97V96H139ZM138 96H137V99L139 98ZM176 96H174V98H175ZM182 97V96H181ZM224 97V96H223ZM74 98V97H73ZM95 98V97H94ZM104 98V97H103ZM149 98V97H148ZM166 98V97H165ZM47 99V98H46ZM51 99H52V97H51ZM120 99V98H119ZM123 99H124V97H123ZM146 99H147V97H146ZM150 99V98H149ZM159 99V98H158ZM184 99V98H183ZM188 99V98H187ZM223 99V98H222ZM226 99V98H225ZM20 100V99H19ZM37 100V99H36ZM122 100V99H121ZM128 99H126L125 101H123L124 103L123 104H120V105H118L116 108H114L113 110H111V111H114V110H116V113H114V114H117L118 113V115L120 114V112H122V111H127V110H129V103H126V101H127ZM135 100V99H134ZM138 100H140V99H138ZM143 100V99H142ZM154 100V99H153ZM153 100L151 101V102H153ZM157 100V99H156ZM165 100V99H164ZM163 100V101H164ZM167 100V99H166ZM180 100V99H179ZM47 101V100H46ZM50 101V100H49ZM86 101V100H85ZM128 101H130V100H128ZM136 101V100H135ZM148 101V100H147ZM51 102V101H50ZM49 102V103H50ZM86 102H88V101H86ZM113 102V101H112ZM159 102V101H158ZM170 102H171V100H170ZM179 102V101H178ZM260 102H261V104H260ZM38 103V102H37ZM47 102H45V103H43V105L46 107V110H47V108H51L50 106H48V104H46ZM96 103V102H95ZM121 103V102H120ZM138 103H139V101H138ZM141 103V102H140ZM143 103H145L144 101L141 103L142 105H143ZM149 103V102H148ZM160 103H161V101H160ZM164 103H165V101H164ZM185 103V102H184ZM85 104V103H84ZM88 104V103H87ZM92 104V101H91V103H89V105H91ZM128 104V105H127ZM152 104V103H151ZM171 104V103H170ZM176 104V103H175ZM247 107H249L248 106V103L246 102V103H244ZM253 104V103H252ZM259 104L260 105H262V104H264V101H259ZM3 105H4V103H3ZM20 105V104H19ZM35 105V104H34ZM106 105V104H105ZM139 105V104H138ZM137 105V106H138ZM146 105V104H145ZM163 105V104H162ZM183 105V104H182ZM185 105H186V103H185ZM259 105V106H260ZM100 106V105H99ZM111 106V105H110ZM140 106V105H139ZM148 106H149V104H148ZM151 106V105H150ZM155 106H156V104H155ZM253 106H255V104L253 105ZM82 107V106H81ZM96 107V106H95ZM108 107H109V105H108ZM108 107L107 108H105V106H104V108L105 109H107L108 110ZM136 107V106H135ZM141 107V106H140ZM146 107V106H145ZM154 107V106H153ZM161 107V106H160ZM159 107V108H160ZM187 107V106H186ZM190 107V106H189ZM35 108V107H34ZM33 107H31V109L33 110L34 109ZM91 108V107H90ZM110 108V107H109ZM156 108H158V107H156ZM158 108V109H159ZM168 108H170L169 106H168ZM188 108V107H187ZM194 108V107H193ZM89 109V108H88ZM104 109V110H105ZM131 109H132V107H131ZM137 109L138 108H136V111H137ZM149 109H151V107L149 108ZM161 109V108H160ZM190 109V108H189ZM82 110V109H81ZM81 110H80V113L82 114V116H84V117H86V119H81L82 120V124H87L88 123V121L90 122L91 120H93L92 119V117H95V116H97L98 115V117H101V116H99V115H101L102 113H105V114H108L109 115V113H111V111H109V112H105V111H101L100 109H98L97 107L96 108H94V109H92L91 111H85V112H81ZM83 110H84V108H83ZM135 110V108L133 109V111ZM143 110V109H142ZM153 110V109H152ZM155 111H157L156 109H154ZM165 110V108L163 109V111ZM186 110V109H185ZM199 110V109H198ZM257 110V109H256ZM140 111V110H139ZM148 111V110H147ZM166 111H167V109H166ZM169 111V110H168ZM173 111H174V109H173ZM183 111V110H182ZM190 111V110H189ZM194 111V110H193ZM44 112V111H43ZM42 112V113H43ZM152 112H154V111H152ZM158 112V111H157ZM170 112H172V110L170 111ZM169 112V113H170ZM14 113V112H13ZM34 113V112H33ZM162 114H163V112H161ZM165 113H167V112H165ZM191 113V112H190ZM196 113H197V111H196ZM70 114V113H69ZM69 114H68V116L66 115V117H67V121H69L68 120V118L71 116H69ZM105 114H102L103 116H105ZM134 114V113H133ZM144 114H146V113H144V111L143 112H141V114H138V116H136L135 118H133V119H131L130 117H129V119H131V122H127V124H138V125H140L141 124V126H142V124L144 125V129H146V127H148L149 126V123L146 125V123L147 122H151L152 123V119H151V121H148V120H150V119H145L146 118V116L148 115V117H149V113H147L146 114V116H145V118H144ZM154 114H156L157 115V113H155L154 112ZM168 114V113H167ZM174 114V113H173ZM178 114H180L181 115V113H178ZM158 115H159V113H158ZM170 115H172V114H170ZM169 115V116H170ZM213 115V114H212ZM29 116H31V115H29ZM56 116V114H45V116H44V118H42L41 120L39 119L38 121H36V122H32V123H30V124H35V126L36 127H40L39 128V131H33V135H37V136H39V137H43L44 136V134H49V133H51V132H54V131H57V129H58V126L56 127V124H54L53 123V118ZM81 116V115H80ZM151 116H152V118H153V116L154 115H152L151 114ZM151 116L149 117V118H151ZM167 116V115H166ZM192 116V115H191ZM133 117H134V115H133ZM160 117H161V115H160ZM160 117H158V118H160ZM172 117V116H171ZM180 117V116H179ZM188 118V116H185L184 114H183V116L181 117V118H183V119H180V120H185V118ZM193 117V116H192ZM233 117V116H232ZM72 118V119H71ZM71 120H72V122L74 121V120H76L78 117L76 116V114H75V116L74 115H72L71 116ZM73 118H74V120H73ZM107 118V117H106ZM162 118V117H161ZM178 118V117H177ZM202 118V117H201ZM233 118H235V117H233ZM62 119V118H61ZM61 120L62 122H64L65 123V121L66 120ZM154 119H155V117H154ZM153 119V120H154ZM156 119H157V116H156ZM165 119V118H164ZM175 119V118H174ZM190 119V118H189ZM236 119H238L237 117H236ZM58 120V119H57ZM70 120V121H71ZM191 120V119H190ZM194 120V119H193ZM197 120V119H196ZM60 121V122H61ZM66 121V123L63 125V127L65 128V125H67V123H70V122H67ZM127 121H130V120H127ZM157 121V120H156ZM159 121V120H158ZM161 121V120H160ZM236 121V120H235ZM59 122V124H60V126H62V124L63 123H60ZM126 122V121H125ZM162 122V121H161ZM165 122V121H164ZM167 122V121H166ZM180 122V121H179ZM182 122V121H181ZM188 121H186V123H187ZM203 122V121H202ZM202 122H201V124H202ZM238 122H239V120H238ZM3 123V120L1 121L0 120V125ZM154 123V122H153ZM176 123V122H175ZM184 123V122H183ZM195 123L196 124H198L199 123V121H198V123L195 121ZM195 123H194V125H195ZM234 123V122H233ZM235 123H237V121L235 122ZM156 124H158V123H156ZM165 124V123H164ZM177 124V123H176ZM178 124H180V123H178ZM185 124V123H184ZM190 124H192V123H190ZM189 124V125H190ZM201 124H199V125H201ZM209 124V123H208ZM238 124V123H237ZM27 125H29V124H27ZM58 125V124H57ZM171 125V124H170ZM194 125H192V126H194ZM203 125V124H202ZM204 125H206V123L204 124ZM211 125V124H210ZM126 126V125H125ZM132 126V125H131ZM136 126V125H135ZM153 125L151 124V126L150 127H152ZM187 126V125H186ZM186 126H185V128H186ZM208 126V125H207ZM241 126V125H240ZM137 127V126H136ZM150 127H149V129H150ZM155 127V126H154ZM188 127V126H187ZM210 127V126H209ZM209 127H208V129H209ZM247 127V126H246ZM20 128H22V127H20ZM27 128V127H26ZM25 128V129H26ZM60 128H62V127H60ZM59 128V129H60ZM175 127H173V129H174ZM190 128H193V127H189V128H187L188 129V131L187 132H189V129ZM195 129H196V126L194 127ZM200 127H198L197 129H199ZM206 128V127H205ZM219 128V127H218ZM16 129H19V127H13V126H9L7 129H6V131L0 136V143H4L6 140H7V137L12 133V132H14ZM29 129V128H28ZM58 129V130H59ZM103 129V128H102ZM128 129V128H127ZM131 128H129V130H130ZM143 129V131L145 132L146 130H144ZM148 129V128H147ZM167 129V128H166ZM240 129H242V128H240ZM137 130V129H136ZM140 130H141V127H140ZM157 130V129H156ZM170 130V129H169ZM180 130V129H179ZM185 130V129H184ZM201 130V129H200ZM127 131V130H126ZM131 131V130H130ZM142 131V130H141ZM151 131V130H150ZM150 131H148V132H150ZM153 131V130H152ZM151 131V132H152ZM155 131V130H154ZM194 131V129L192 130V132ZM205 131V130H204ZM246 131V130H245ZM94 132V131H93ZM98 132V131H97ZM138 132H139V129H138ZM170 132V131H169ZM175 132V131H174ZM196 132H197V130H196ZM215 132V131H214ZM241 132V131H240ZM243 132V131H242ZM128 133V132H127ZM142 133V132H141ZM157 133V132H156ZM160 133V132H159ZM165 133V132H164ZM173 133V132H172ZM177 133V132H176ZM190 133V132H189ZM194 133V132H193ZM249 133V132H248ZM91 134V136H90V138L89 139H91L92 137H94L95 135H96V133H89V135ZM145 134H146V132H145ZM148 134H150V133H148ZM154 134H155V132H154ZM181 134H183L182 132H181ZM185 134H186V132H185ZM191 135H192V133H190ZM195 134H197V133H195ZM195 134H193V135H195ZM204 134V133H203ZM138 135H139V133H138ZM249 135V134H248ZM158 136V135H157ZM157 136H155V138L153 137V135H152V141H154V143L153 144H155V141L157 140H159V137H157ZM164 136V135H163ZM178 136V135H177ZM180 136H182V135H180ZM241 136V135H240ZM145 137V136H144ZM165 137V136H164ZM187 137V136H186ZM190 137V136H189ZM199 137V136H198ZM202 137V136H201ZM168 138V137H167ZM194 138V137H193ZM205 138V137H204ZM147 139H150V137H148ZM164 139V138H163ZM177 139V138H176ZM186 139H188V138H186ZM190 139V138H189ZM196 139H197V137H196ZM218 139V138H217ZM96 141V140H95ZM148 141V140H147ZM151 141V142H152ZM161 141V140H160ZM163 141V140H162ZM164 141H166L167 142V144H169V145H171V143H170V141L168 140V139H165ZM195 141V143L197 142L196 140H194ZM194 141H192V143H194ZM202 141V140H201ZM200 141V142H201ZM234 141H236V140H234ZM239 141H240V139H239ZM243 141H245L244 139H243ZM59 142H61L62 144H64V145H62L61 143V145L59 144ZM59 142H55V143H53V144H50L49 145V147L51 148L50 149V151L51 152H53V151H56L59 147H62L63 146V149L65 150V151H67V152H69L70 150H72V148L74 149L76 146L75 145H77V144H75L74 145V140L73 139H67V140H65V141H59ZM149 142V141H148ZM150 142V143H151ZM174 142V141H173ZM173 142H172V144H173ZM159 143V142H158ZM203 143V142H202ZM237 143V142H236ZM258 144H257V146H259L260 147V145L262 146V143H261V140L260 141H258L257 142ZM145 144V143H144ZM164 144V143H163ZM208 144V143H207ZM238 144V143H237ZM256 144V143H255ZM6 145V144H5ZM83 146L85 145V144H82ZM80 146L79 145V147H78V145H77V149H79L80 147L81 148H83V146ZM148 145H150V144H148ZM159 145H161L160 143H159ZM169 145H167V146H169ZM210 145V144H209ZM73 146H75V147H73ZM95 146H97V148H96V150L97 151H100V152H105V147L104 146H102L101 144H99V142H97V143H95ZM193 146H195V145H193ZM242 146V145H241ZM244 146V145H243ZM171 147V146H170ZM207 147V146H206ZM76 149V148H75ZM163 149V148H162ZM170 149V148H169ZM169 149L167 150V151H169ZM205 149V148H204ZM208 149V148H207ZM207 149H205V152H206V150ZM229 149V148H228ZM239 149H241V147H239ZM160 150V149H159ZM232 150V149H231ZM154 151V150H153ZM162 151V150H161ZM171 151H173V149L171 150ZM242 152V151H241ZM241 152H239V153H241ZM144 153H146V151L144 152ZM163 153V152H162ZM207 154V153H206ZM214 154V153H213ZM242 154V153H241ZM209 155V154H208ZM243 155V154H242ZM118 156V153H117V151H114L112 154H110L109 155V157L110 158H113V157H117ZM244 156V155H243ZM133 157V156H132ZM132 157H129L128 159H130V158H132ZM205 158V157H204ZM243 158V157H242ZM23 159L24 158H20L19 160V163L20 162H22L23 161ZM126 160H127V158H125ZM208 160V159H207ZM102 161H103V159H102ZM131 161H133L132 159H131ZM101 162V161H100ZM128 162H129V160H128ZM127 162V163H128ZM242 162H243V160H238V162H237V165L238 164H241V165H243L242 164ZM102 163V162H101ZM123 163H126V162H123ZM126 163V164H127ZM219 163V162H218ZM235 164V163H234ZM99 165V164H98ZM123 165V164H122ZM127 166H128V164H127ZM129 166H130V163H129ZM131 166H132V164H131ZM131 166L130 167H125L124 168V170L126 169V168H131ZM199 166V165H198ZM217 166V165H216ZM122 167V166H121ZM124 167V166H123ZM202 167V166H201ZM200 170V169H199ZM198 170V171H199ZM175 171H177L178 172V170H177V168L175 169ZM245 171V169H243V168H239V170H238V173H237V175H238V177H243L244 176V174L246 173V171ZM176 172V173H177ZM5 173H6V175L4 176V177H0V186H2V185H4V183L7 181V179L11 176V174L10 173H7V171H5ZM203 175V174H202ZM201 178V177H200ZM220 178V177H219ZM187 179V178H186ZM191 179V178H190ZM200 182V181H199ZM201 185V184H200ZM263 189H262V191H261V193H264V185H263V187H262ZM207 191V190H206ZM208 191H211V190H208ZM205 192V194L206 193H208L209 194V192ZM212 192V191H211ZM218 192L219 191H216V193L213 191V193L215 194H213L215 197H217V195H218ZM60 194H62V193H60ZM220 194V193H219ZM207 195V194H206ZM206 195H204L205 197H206ZM210 196H208V197H211V193L209 194ZM219 196V195H218ZM251 196H254V198H255V200H257V195L256 194H253V195H251ZM204 197V198H205ZM253 198V197H252ZM76 199V198H75ZM206 199V198H205ZM47 200V199H46ZM73 201V202H72ZM72 201H70L69 202V204L67 205L68 206V208H67V210H66V214L68 213V215L70 216V217H74L75 215L74 214H76V213H79L81 210H84V209H86V208H88L89 207V203L91 202V201H83V202H81V204H79V203H74V198L72 199ZM45 203H48V200L45 202ZM202 205H205L204 203L203 204H198V205H196V207H195V211H197V214H201V212L202 211H205L206 210V208H204V210H200L203 206ZM205 207V206H204ZM260 207V206H259ZM261 208H258L257 210H256V213H257V217H261L262 218V215H261V211H262V209L260 210ZM200 212V213H199ZM64 216H66L65 214H64ZM63 216V217H64ZM76 217V216H75ZM242 218V217H241ZM200 219V218H199ZM244 219V218H243ZM240 220V219H239ZM7 221H9L7 218H4V217H0V227L2 228V225L5 223V222H7ZM238 221V220H237ZM84 222L85 221H79V222H77L76 223V221H75V224L74 225H76V227L74 226V227H71L70 229H71V231L70 232H72V231H74L75 230V228H77V225H83L84 224ZM6 224V223H5ZM230 224V223H229ZM234 224V223H233ZM264 225V221H263V223H261L259 226H263ZM60 226H56L55 227V229H58ZM56 231V230H55ZM228 232L230 231V229L229 230H227ZM225 232V233H222V235L224 236V234H228V236L230 235V234H232L231 232H233V231H231V232ZM263 231H264V229L263 228H261L259 231H258V237L260 238V236H263L262 235V233H263ZM59 232V231H58ZM237 232V231H236ZM235 234V231H234V233H233V235ZM237 234V233H236ZM235 234V235H236ZM237 235H239V233L237 234ZM236 235V239L235 240H237V238L239 237V236H237ZM64 234L63 233H61V234H59V233H56V237L54 238V239H51L49 242H47V243H43L44 245H43V247L42 246H40V247H38L37 245L38 244H42L41 242L40 243H36V244H33V246H31L30 248H27L26 250H25V252H24V256H26V257H29V258H31V259H38V258H44V259H46V260H48V258H49V256H50V254H51V252L55 249V248H57L60 244H63L64 243V241H65V238H64ZM202 236V235H201ZM226 237V239L228 240V242H229V240L231 241V239H230V237ZM231 236V235H230ZM225 237V236H224ZM232 237V236H231ZM233 237V238H234ZM222 238V237H221ZM220 238V239H221ZM229 238V239H228ZM242 238V237H241ZM207 236L205 237L204 235L201 237V247H202V245L204 246V244L207 242ZM218 240V243H219V241H221L222 240V242L224 241V239L222 238L221 240ZM225 239V240H226ZM233 241V240H232ZM239 241V240H238ZM45 242V241H44ZM222 242H220V244H216L215 245V247L213 246V248H215V249H213V248H210L211 250V252L214 250V252L218 249V247H220V245H221V243ZM228 242H226L227 243V245H229L228 244ZM234 242V241H233ZM236 242V241H235ZM234 242V243H235ZM86 243V236H83L82 238H80V239H77L75 242H73V245L64 253V257H65V259L63 260L64 261V264H95V259L92 257V256H89V255H86V257H84L83 259L81 258L82 257V253L81 252H83V245ZM216 243V242H215ZM214 243V244H215ZM233 243V245L232 244H230V246H231V248L235 245ZM46 244V245H45ZM227 245H225V243H224V245H222V247L224 246H227ZM37 246V247H36ZM216 246H218V247H216ZM230 246L228 247V248H230ZM95 247H97L98 249H101V251H103V252H107L108 250H112L113 249V247H114V240H112V239H110V240H104V241H102V242H97L96 243V245H95ZM201 247H198V248H200L201 249ZM221 247V248H222ZM221 248H219V249H221ZM228 248H224L223 249V251H228L229 249ZM213 249V250H212ZM218 249V251L219 252H217V253H219V254H221L223 251H221L220 252V250ZM199 250V249H198ZM109 252V251H108ZM107 252V253H108ZM217 253H210V256H211V254H217ZM228 253V252H227ZM218 254V255H219ZM80 256V257H79ZM76 258H78V259H76ZM129 257H126V256H119L115 261H113L112 263H108V264H125V261L128 259ZM215 258V257H214ZM217 258H220V256L219 257H217ZM209 260V259H208ZM215 260V259H214ZM216 260H218V262L217 261H215V262H217V263H219V259H216ZM75 261H76V263H75ZM207 262V261H206ZM207 263H209V262H207ZM207 263H205V264H207ZM211 263V262H210ZM214 263V261H212V264ZM4 264H6V263H4ZM204 264V263H203ZM214 264H216V263H214ZM244 264V263H243Z\"/></svg>","mask_w":264,"mask_h":264}]
</instances>
